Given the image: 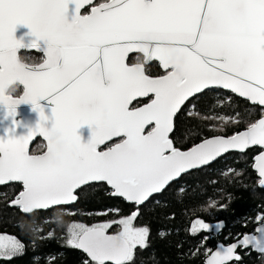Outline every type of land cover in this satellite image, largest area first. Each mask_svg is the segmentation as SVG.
Instances as JSON below:
<instances>
[{"label":"snow or ice","instance_id":"obj_1","mask_svg":"<svg viewBox=\"0 0 264 264\" xmlns=\"http://www.w3.org/2000/svg\"><path fill=\"white\" fill-rule=\"evenodd\" d=\"M18 24L36 40L24 45L16 39ZM22 47L44 53L42 63L23 62ZM130 53H142L144 61L129 63ZM152 60L162 74L147 70ZM17 85L23 95L14 98ZM213 89L258 105L259 118L231 136L203 137L181 150L170 138L174 118ZM45 99L50 127L40 104ZM24 102L39 110L36 127L20 137H0V185L22 186L11 203L25 214L62 210L77 202L84 187L106 183L111 195L135 210L119 220L74 225L68 242L91 264H134L135 250L147 246L150 233L134 225L145 202L229 150L264 147V0H0V104L15 116ZM82 125L92 127L87 142L77 131ZM37 135L46 139V151L30 154ZM253 167L264 187V151ZM109 212L119 215L120 209L98 214ZM256 221L261 235L221 245L205 264L238 261V247L264 254V213ZM113 225L119 231L109 234ZM22 248L16 238L0 236V254Z\"/></svg>","mask_w":264,"mask_h":264},{"label":"trees","instance_id":"obj_2","mask_svg":"<svg viewBox=\"0 0 264 264\" xmlns=\"http://www.w3.org/2000/svg\"><path fill=\"white\" fill-rule=\"evenodd\" d=\"M156 70L151 68L150 73ZM259 111V106L231 92L213 89L186 103L175 117L171 138L177 147L187 149L203 137L230 136L242 130L247 121L258 119ZM235 118L243 122L237 125ZM258 151L254 147L244 153H228L209 166L182 175L162 194L145 202L134 225L146 226L150 233L147 246L135 250L134 264H204L217 244L254 232L259 224L257 215L264 213V189L257 186L258 178L251 168ZM20 190L19 183L0 186V234L12 236L23 245L22 253L0 257V264H91L68 242L73 226L118 220L135 210L133 204L111 196L106 184L94 183L80 190L77 202L62 210L22 214L8 204ZM115 208L120 209L119 215L98 214ZM197 219L216 227L193 234L190 228ZM118 230L119 226L113 225L108 232ZM239 256L230 264H264V254L251 249H240Z\"/></svg>","mask_w":264,"mask_h":264},{"label":"water","instance_id":"obj_3","mask_svg":"<svg viewBox=\"0 0 264 264\" xmlns=\"http://www.w3.org/2000/svg\"><path fill=\"white\" fill-rule=\"evenodd\" d=\"M95 1H96V0H94V3H95ZM14 36H15L16 39L20 40V41L22 42V44H24V45H28V44L31 43L33 40H36V37L31 33L30 28H29L27 25H24V24H18V25L16 26V30H15ZM37 43L40 45L41 48L46 47V43H45L44 40H39V41H37ZM21 51H27V52L35 51V52H38V53H42L40 50H36V49L29 50V49H26V48H23V47H22L21 49L18 50V53L21 52ZM133 54H140V55L143 56L142 53H130L129 56H130V55H133ZM43 55H44V53H43ZM44 56H45V55H44ZM152 61H157V62L159 63L158 60H152ZM152 61H149V62H152ZM149 62H147V63H149ZM159 65H160V63H159ZM160 68H161V66H160ZM161 69H162V68H161ZM162 71H163V70H162ZM21 86H22V85H21ZM22 87H23V86H22ZM222 90H224V89H222ZM225 91L231 92L230 90H225ZM231 93H232V92H231ZM232 94H234V93H232ZM21 95H23V92H22ZM21 95H20V96H21ZM234 95L237 96V97H239L237 94H234ZM13 97H14V96H13ZM14 98H19V96H18V97H14ZM239 98L248 101V100L245 99V98H242V97H239ZM248 102H249V104H251V105H255V104H253V103L250 102V101H248ZM40 104H41V106L44 108L45 115H47V116L50 117V119L46 122L47 126L50 127V126H51V123L53 122V120H52V118H51V106H50L49 102H48L46 99H45V100H41V101H40ZM256 106H258V105H256ZM174 120H175V118H174ZM39 121H40V113H39V110L36 109V108H34V106L31 104V102H24V103H21V104L17 105V106H16V113H15V116H10V115H8V114H7V108H6V106L0 104V137H7V136H9V135H14L15 137H20V136L26 135V134L29 132L30 129L36 127V125L38 124ZM242 130H243V129H242ZM77 131H78V134L81 135L82 140H83L84 142H87V140H88V139L90 138V136H91L92 127L89 126V125H82ZM171 134H172V133H170V138H171ZM217 135H221V134H217ZM212 136H215V135H212ZM212 136H209V138L212 137ZM222 136H224V135H222ZM230 136H231V135H230ZM225 137H227V136H225ZM37 138H41V139L45 142V149H44V151H46V145H47V141H46V139H45L43 136L37 135V136H34L33 139L29 142V146H28V147H29V153H30L31 145L33 144V142H34ZM200 141H201V140H200ZM200 141L197 142V143H195V144L200 143ZM192 146H193V145H192ZM192 146H191V147H192ZM191 147H189V148H191ZM254 147H257V148L259 149V151H258V152L253 156V158H252V166H251V168H252V170L256 173V176H257V178H258L257 186H258L260 189H264V187H261V186L259 185V179H260V177H259V175H258V171L253 167V165H254V163H255V157H256L261 151H264V147H261V146H252V147H250L249 149L254 148ZM189 148H187V149H189ZM187 149H181V150H187ZM247 150H248V149H247ZM247 150H245V151H247ZM44 151H43V152H44ZM245 151L241 152V151H238V150H229L227 153H224V154H222L220 157H217L214 161L209 162L208 165L201 166V167H199V168H197V169H194V170H198V169H201V168H203V167L209 166V165H211L212 163H214L216 160H218L219 158H221V157L227 155L228 153H232V152H236V153H244ZM43 152H41V153H39V154H36V155L43 154ZM30 154H31V153H30ZM191 171H193V170H189V172H191ZM182 175H184V174H182ZM179 178H180V177H179ZM179 178H177L175 181H177ZM10 183H18V182H9L8 184H10ZM171 183H172V182H171ZM171 183H170V184H171ZM93 184H94V183H93ZM104 184H106V183H104ZM6 185H7V184H6ZM0 186H4V185H0ZM106 186L111 190L110 186H108L107 184H106ZM111 192H112V190H111ZM156 195H157V194H156ZM111 196H113V195H111ZM113 197H116V196H113ZM14 198H15V196L9 201V203H8V204H9V207H11V208L16 207V208H18V209L20 210V212H21L22 214H25V213L22 212V210H21L18 206H15V205H13V204L11 203V201H12ZM119 198H121V197H119ZM121 199H123V198H121ZM123 200H124L126 203H128V204H132V203L126 201L125 199H123ZM74 203H76V202H74ZM74 203H72V204H74ZM72 204H71V205H72ZM68 206H69V205H68ZM37 211H41V210H37ZM34 212H36V211H34ZM31 214H32V213H31ZM258 227H260V224H257V226L255 227L254 232L246 233V234H247V235H261V233H258V232L256 231V229H257ZM108 233H109V232H108ZM109 234H113V233H109ZM244 235H245V234H244ZM242 237H243V235L240 236V238H242ZM236 242H237V239L234 240V241H232V242H230V243H227V244L219 243V244H217V245H216L211 251H216V250H218L219 247H220L221 245H223V246L226 247V246H229V245H231V244H233V243H236ZM240 249H241V250L251 249V250L254 251V252H258L257 250H254V249H252L251 247H248V248L238 247L237 250H236L238 255H239V250H240ZM79 250H80L82 253H84V254L86 255V257L90 260V258L87 256V254H86L85 252H83V250H81V249H79ZM258 253H260V252H258ZM209 254H210V253H209ZM206 258H207V256H206L205 259H204V264H205ZM236 261H237V260H233L232 262H236ZM232 262H230V263H232Z\"/></svg>","mask_w":264,"mask_h":264},{"label":"flooded vegetation","instance_id":"obj_4","mask_svg":"<svg viewBox=\"0 0 264 264\" xmlns=\"http://www.w3.org/2000/svg\"><path fill=\"white\" fill-rule=\"evenodd\" d=\"M102 1H99V0H96L95 3H100ZM83 11V10H82ZM22 53H25L26 56H28L27 58H24L22 55ZM19 55L21 56V59L23 62L25 63H28V64H38V63H42L43 59L45 58V56L43 55V53H38V52H35V51H30V52H27V51H21L19 52ZM31 58V59H30ZM144 61V57L140 54H133V55H130L129 56V63H135V62H143ZM146 68L147 70L150 72V69L153 68V69H156L157 70L154 72V73H151L153 75H158V74H162L163 71L162 69L160 68V65L157 61H152V62H149V63H146ZM15 91V92H13ZM11 91V95H13L14 97H18L22 94L23 92V87L21 85H17L15 86V89ZM33 145H36L35 149L32 150V146ZM38 145V147H37ZM45 149V142L41 139V138H37L33 144L31 145V148H30V153L31 154H39L41 152H43ZM11 184V183H10ZM9 185V184H7ZM6 186V185H4ZM2 257V256H0ZM4 258H7V257H4Z\"/></svg>","mask_w":264,"mask_h":264},{"label":"rangeland","instance_id":"obj_5","mask_svg":"<svg viewBox=\"0 0 264 264\" xmlns=\"http://www.w3.org/2000/svg\"><path fill=\"white\" fill-rule=\"evenodd\" d=\"M23 55V57L24 58H27L28 56H26V54L25 53H22ZM13 92H15V91H13ZM119 220V219H118ZM199 219H197V220H195L193 223H192V225H191V228H190V232L191 233H197V232H199V231H201V230H206V231H213L214 229H215V224H210V223H206V224H208L209 225V227L208 228H206V229H201L200 228V226H199V224L197 223V221H198ZM199 221H201V220H199ZM205 223V222H204ZM193 228H195V231H192V229ZM217 230H218V227H217ZM119 231V230H118ZM0 236H5V237H12V236H9V235H4V234H0ZM20 253H22V249L20 250V251H18L16 254H14V255H10V256H15V255H19ZM0 256H2V257H10L9 255H4V254H0Z\"/></svg>","mask_w":264,"mask_h":264}]
</instances>
